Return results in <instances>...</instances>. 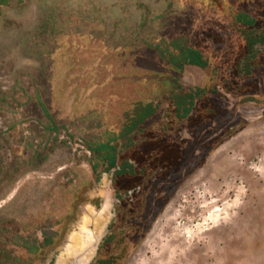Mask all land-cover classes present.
Instances as JSON below:
<instances>
[{"label":"rangeland","instance_id":"1","mask_svg":"<svg viewBox=\"0 0 264 264\" xmlns=\"http://www.w3.org/2000/svg\"><path fill=\"white\" fill-rule=\"evenodd\" d=\"M262 8L0 0V264H264V76L255 95L224 86L250 73L239 62L248 42V59L264 55ZM208 98L226 113L190 133ZM151 129L188 140V158L217 142L141 226L137 198L115 178ZM147 178L159 194L171 186Z\"/></svg>","mask_w":264,"mask_h":264},{"label":"trees","instance_id":"2","mask_svg":"<svg viewBox=\"0 0 264 264\" xmlns=\"http://www.w3.org/2000/svg\"><path fill=\"white\" fill-rule=\"evenodd\" d=\"M264 8L260 11L261 18H264ZM248 50L252 49V43L248 42ZM191 63L202 65L199 53L192 56ZM252 68L249 74H245L243 78L238 72H234L228 83H225V88L236 95H255L259 91V80L264 74V62L260 60L256 63L252 62ZM255 65V66H254ZM248 80H245V77ZM202 91V90H201ZM200 91V92H201ZM173 106V104H171ZM168 111V116H171L170 125L174 128L176 118H174V109ZM176 109V108H175ZM226 113L222 102L215 99H205L199 101L194 112L188 116L186 128L190 133L197 130L206 129L219 115ZM239 120L233 122V125L238 124ZM146 139L136 148L122 157V167L117 171L115 178L117 187L121 191L128 192L134 189V196L137 197V206L140 211V218L135 219L137 225H143V218L147 210L152 209L149 225L157 218L165 204L176 192L181 178L189 176L197 170L203 160L209 155L216 145V140L210 141L205 146L200 154L193 155L188 158V140H178L172 138L169 133L162 134L159 130L151 129L146 135ZM128 158L134 160L137 164L136 169H130L132 164ZM149 175H154L159 181H169L171 186L167 188L164 194H159L156 186L147 178ZM151 178V177H150ZM148 179V180H147ZM137 186H140L139 190ZM164 188H161V191ZM125 206H129L127 200H123ZM148 226L144 229L146 232ZM109 245V242L106 243ZM98 264H114L112 258L103 259Z\"/></svg>","mask_w":264,"mask_h":264},{"label":"flooded vegetation","instance_id":"3","mask_svg":"<svg viewBox=\"0 0 264 264\" xmlns=\"http://www.w3.org/2000/svg\"><path fill=\"white\" fill-rule=\"evenodd\" d=\"M260 17H262V16H260ZM264 19V18H263ZM262 31H264V30H259V34H258V36H257V43H260V44H262L263 43V45H264V34H262L263 32ZM249 50L247 51V53L246 54H244V55H242L240 58H239V62L241 61V60H246L247 59V61H250V62H254V63H256L257 61H261V62H264V55H258V59L255 61V60H251L250 58L248 59V55H249ZM255 66V65H254ZM263 76H264V74H263ZM258 84H260V80H259V82H258ZM187 156H188V153H187ZM140 189V186H137V189L136 190H139ZM131 191H133V195H134V189H131V190H129L128 192H131ZM136 197V196H135ZM137 198V197H136Z\"/></svg>","mask_w":264,"mask_h":264},{"label":"bare ground","instance_id":"4","mask_svg":"<svg viewBox=\"0 0 264 264\" xmlns=\"http://www.w3.org/2000/svg\"><path fill=\"white\" fill-rule=\"evenodd\" d=\"M61 264H65V262H61Z\"/></svg>","mask_w":264,"mask_h":264}]
</instances>
